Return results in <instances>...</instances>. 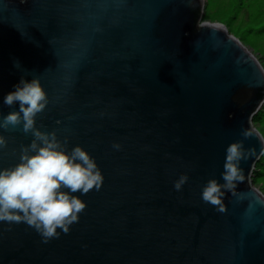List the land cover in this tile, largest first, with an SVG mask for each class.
<instances>
[{
  "label": "water",
  "instance_id": "1",
  "mask_svg": "<svg viewBox=\"0 0 264 264\" xmlns=\"http://www.w3.org/2000/svg\"><path fill=\"white\" fill-rule=\"evenodd\" d=\"M205 7L0 0V117L19 110L3 101L21 78H38L49 103L36 127L82 146L104 176L98 191L73 193L86 209L47 243L26 223L0 222V264H264V194L252 184L264 67L226 26L202 21ZM0 135V169L13 167L33 136L22 124ZM240 140L252 154L219 212L202 189L224 183L226 148Z\"/></svg>",
  "mask_w": 264,
  "mask_h": 264
},
{
  "label": "clouds",
  "instance_id": "2",
  "mask_svg": "<svg viewBox=\"0 0 264 264\" xmlns=\"http://www.w3.org/2000/svg\"><path fill=\"white\" fill-rule=\"evenodd\" d=\"M19 102V110L0 117V129H15L22 124L25 134L31 133L30 144L21 148L19 162L0 169V222L26 223L38 232L44 243L58 238L62 230L65 234L70 226L78 222L86 209V202L73 193L85 195L91 190H99L104 176L95 159L82 147L68 150V141H61L55 130L41 131L36 127V117L49 103L48 95L38 78L30 82L21 78L15 91L9 92L3 103L12 107ZM22 114V115H21ZM247 139L252 133L243 130ZM7 138L0 135V149L7 146ZM119 149L118 144L113 145ZM251 150L244 148V141L231 143L226 148L224 183L209 179L202 189V200L225 211L223 198L225 191L234 192L238 182L244 181L241 160H247ZM189 180L181 174L174 182L177 191L182 190Z\"/></svg>",
  "mask_w": 264,
  "mask_h": 264
},
{
  "label": "rangeland",
  "instance_id": "3",
  "mask_svg": "<svg viewBox=\"0 0 264 264\" xmlns=\"http://www.w3.org/2000/svg\"><path fill=\"white\" fill-rule=\"evenodd\" d=\"M203 22L226 26L264 67V0H204ZM264 138V111L253 121ZM252 179L264 194V156Z\"/></svg>",
  "mask_w": 264,
  "mask_h": 264
},
{
  "label": "trees",
  "instance_id": "4",
  "mask_svg": "<svg viewBox=\"0 0 264 264\" xmlns=\"http://www.w3.org/2000/svg\"><path fill=\"white\" fill-rule=\"evenodd\" d=\"M264 111V107L262 108V110L259 112V114L257 115V116H255V118H254V120H256L257 118H259V117H261V114H262V112ZM253 120V121H254ZM264 156V155H263ZM263 158V157H262ZM261 158V159H262ZM262 164V162H261V160H260V162L257 164V166H256V171L254 172V176H257L258 175V171H257V167H259L260 165ZM253 176V177H254Z\"/></svg>",
  "mask_w": 264,
  "mask_h": 264
}]
</instances>
